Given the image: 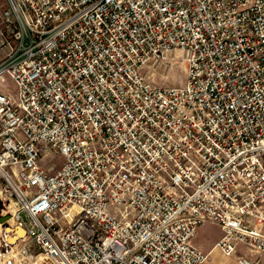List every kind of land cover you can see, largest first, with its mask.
<instances>
[{"label": "built area", "instance_id": "2783aa9c", "mask_svg": "<svg viewBox=\"0 0 264 264\" xmlns=\"http://www.w3.org/2000/svg\"><path fill=\"white\" fill-rule=\"evenodd\" d=\"M4 2L0 215L26 231L20 259L208 264L192 239L212 222L261 264L264 0ZM174 51L184 87L144 75Z\"/></svg>", "mask_w": 264, "mask_h": 264}, {"label": "rangeland", "instance_id": "374dc122", "mask_svg": "<svg viewBox=\"0 0 264 264\" xmlns=\"http://www.w3.org/2000/svg\"><path fill=\"white\" fill-rule=\"evenodd\" d=\"M5 6L4 0H0V8ZM3 28L2 19L0 17V32ZM3 47L0 46V59L3 56ZM171 57H174L175 60L171 65L165 66L164 64L158 63L156 61L150 62L143 70L144 75L155 84L162 86H177L184 87L188 80V68L184 62L183 54L181 51H174L171 54ZM0 90L5 92H10L12 94L17 93V85L13 79L9 76H3L0 78ZM51 159L56 164L57 169H59L64 163V159L62 157L57 156V158L53 157V153L50 152L47 159L43 162V164L51 163ZM2 204L0 206V212L2 208ZM11 224H13L11 222ZM0 230L2 234V226L0 225ZM224 232L221 226L217 223H206L205 225L199 227L197 235L194 237L192 244L196 247H200L205 250V252H209L213 249L216 242L223 236ZM207 250V251H206ZM239 251L243 255L253 256L252 252L248 250L246 246L241 245L239 247ZM1 252V251H0ZM210 261L209 264H233L229 257L223 255L220 249L211 251L210 253ZM10 260V264H29L20 259L17 255L12 257Z\"/></svg>", "mask_w": 264, "mask_h": 264}, {"label": "water", "instance_id": "95a60500", "mask_svg": "<svg viewBox=\"0 0 264 264\" xmlns=\"http://www.w3.org/2000/svg\"><path fill=\"white\" fill-rule=\"evenodd\" d=\"M11 215H0V224L3 227V236H1V250L9 251L11 246L16 245L20 239L26 235L25 229L19 226H13L10 223Z\"/></svg>", "mask_w": 264, "mask_h": 264}, {"label": "bare ground", "instance_id": "6f19581e", "mask_svg": "<svg viewBox=\"0 0 264 264\" xmlns=\"http://www.w3.org/2000/svg\"><path fill=\"white\" fill-rule=\"evenodd\" d=\"M7 208H9V207H7ZM6 214H11V210L7 211ZM10 222L13 223V220L10 219ZM0 232H1V230H0ZM1 236H3V227H2V234L0 233V237ZM20 240H19V242H20ZM19 242L16 245L11 246L10 250L7 251V252L4 251V250H1V248H0V251H1L0 252V264H10V260L9 259H12V257L16 256V250H17V255H18V246L17 245L19 244ZM209 256H208V260H210ZM18 257H19V255H18Z\"/></svg>", "mask_w": 264, "mask_h": 264}, {"label": "crops", "instance_id": "0c3cea01", "mask_svg": "<svg viewBox=\"0 0 264 264\" xmlns=\"http://www.w3.org/2000/svg\"><path fill=\"white\" fill-rule=\"evenodd\" d=\"M222 228V227H221ZM199 229V228H198ZM223 230V229H222ZM197 232H198V230H197ZM196 235H197V233H196ZM195 235V236H196ZM194 236V237H195ZM223 236H224V234H223ZM222 236V237H223ZM221 237V238H222ZM221 238L216 242V244L221 240ZM194 239V238H193ZM193 239H192V242H193ZM216 244L214 245V247H213V249L211 250V251H215V250H218L219 248H217L216 247ZM244 246V245H243ZM196 247V246H195ZM240 247V246H239ZM196 248H198L199 250H201L204 254H206V255H210V253H211V251H209V252H205V250L204 249H202V248H200V247H196ZM249 250V249H248ZM207 251V250H206ZM221 251V250H220ZM252 252V251H251ZM221 253L223 254V255H225L222 251H221ZM252 254H254L253 256H248V255H243V254H241L240 253V251H239V248H238V253L236 254V255H234V256H227V255H225V256H227V257H229L230 258V260L233 262V264H238V262H237V257L238 256H245V257H248V258H251V259H255V258H257L258 257V254L257 253H254V252H252ZM211 256V255H210ZM209 256V257H210ZM209 261L210 260H208V264H209ZM261 264H264V253L263 254H261Z\"/></svg>", "mask_w": 264, "mask_h": 264}]
</instances>
